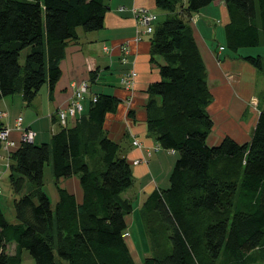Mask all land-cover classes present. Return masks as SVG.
<instances>
[{"label": "trees", "instance_id": "trees-1", "mask_svg": "<svg viewBox=\"0 0 264 264\" xmlns=\"http://www.w3.org/2000/svg\"><path fill=\"white\" fill-rule=\"evenodd\" d=\"M216 1L225 2L230 18L224 50L264 75V54H239L264 48V0H156L167 16L151 36V55L164 63L160 81L146 91L147 131L178 158L169 188L155 189L140 209L153 252L143 264H264V106L250 142L225 137L208 145L213 95L191 18ZM107 2L0 0V102L21 95L29 107L44 85L53 91L64 48L80 39V30L104 28ZM95 82L94 72L90 83ZM92 97L73 125L63 127L56 116L59 130L49 143L22 142L20 132L19 140L11 136L16 147L0 177L9 173L20 197L15 224L0 208V264H22L24 251L34 264H135L126 240V218L134 208L122 197L135 178L121 145L104 127L119 100ZM5 128L0 125V131ZM46 165L58 193L55 207L45 191ZM74 177L84 193L82 204L60 186ZM11 245L15 254L8 251Z\"/></svg>", "mask_w": 264, "mask_h": 264}, {"label": "crops", "instance_id": "crops-1", "mask_svg": "<svg viewBox=\"0 0 264 264\" xmlns=\"http://www.w3.org/2000/svg\"><path fill=\"white\" fill-rule=\"evenodd\" d=\"M107 3L109 10L104 28L92 33L80 31V39L66 45L65 55L60 63L62 75L58 83L53 91L48 84L44 85L32 105L28 107L36 111V117L33 114L28 116L24 120V125L35 132V139L44 143L46 139L39 131L40 122L43 121L42 119L45 121L47 119L48 125L51 126L52 138V135L59 130V123L55 121L57 112L70 105L76 84L81 82L89 84L88 98L95 94L113 95L119 100V107L115 113L107 115L105 130L110 139L121 145L122 156L126 157L131 167L135 168L132 169L135 180L143 181L151 174L155 176L152 182H148L143 189H140L149 195L155 189H168L170 186L169 181L165 188L156 183L159 180L158 171L165 166L162 165V157L159 155L164 149L158 145L156 137L147 131L146 112L148 101L146 91L151 84L160 81L159 65H162L164 60L160 56L151 55V36L141 33L144 29L137 25L134 10L148 9L158 16V21L159 17L165 18L167 13L161 10L155 12L159 10L156 0H108ZM218 18L225 20L226 28L230 18L224 1L212 3L191 18L194 38L206 65L208 83L213 95L212 103L207 108L214 123L208 145H218L225 137H231L236 142L244 144L251 141L259 117V107L264 106V91H261L262 86L259 84L264 82V78L260 80L262 77L260 75L263 74L239 56L230 52L223 56L221 52L226 51L227 48L222 51L220 49L226 47V34L222 33V37L225 36V47H219V51L210 47L208 42L212 31H209V26ZM217 22L221 23V21ZM126 44L131 51L129 56L125 57L127 62H123L122 47ZM239 54L242 57L253 56L244 55L241 51ZM132 71H135L137 76L134 84L128 88L122 81ZM94 72L96 82L92 84L90 76ZM15 105L20 106V109H16ZM25 105L21 95L0 102V111H2L0 113L5 114L0 119V125L13 129L11 136L15 140L20 138V133L14 130L15 120L19 115H23L21 108L24 109ZM11 110H15L12 116L7 113ZM134 140L140 142L139 148L133 145ZM172 154L176 153L172 152ZM136 160L141 163L134 165L133 162ZM144 160L146 162H143ZM152 161L157 175L151 170ZM68 180H61L60 186L72 193L74 191L70 190L65 182ZM73 183L77 195L72 194L76 196L77 203L82 204L84 193L79 180H74ZM127 192L124 195H127ZM123 198L132 199L130 195Z\"/></svg>", "mask_w": 264, "mask_h": 264}, {"label": "rangeland", "instance_id": "rangeland-1", "mask_svg": "<svg viewBox=\"0 0 264 264\" xmlns=\"http://www.w3.org/2000/svg\"><path fill=\"white\" fill-rule=\"evenodd\" d=\"M155 12H161L160 10H156ZM221 17V16H220ZM165 18L164 17H159V22L163 21ZM219 19V20H218ZM217 20L211 22L213 23V25L209 26L210 29L209 31L211 32V37L209 38V45L213 50H218L219 51V47L224 46L225 47V36L222 37V33L223 35L226 34V29H225V20H223V18H218ZM217 21H221V23H218ZM81 32H83L82 30H80ZM85 33V32H84ZM216 33V34H215ZM29 53V49L24 50L21 54V58H20V62L22 65H24L25 62V57L26 55ZM223 54V56H226L229 51H223L221 52ZM241 53L244 55H263L264 54V48H255V49H243L241 50ZM262 77H260V80H262V78H264L263 75H260ZM259 84H261L262 89L261 91H264V82H259ZM18 96V95H16ZM17 98V97H16ZM40 101V99H39ZM18 104V103H17ZM20 104V103H19ZM21 106V104H20ZM20 106H16V109L19 108ZM26 107V108H25ZM22 111L24 112L23 115H19L18 117H22L23 120H25L28 116H31V114H33L34 116L36 115V111H33V108L31 109L28 108L26 105L24 106V109L21 108ZM2 112V111H0ZM8 115H14L15 114V110H11L9 112H7ZM39 113V112H38ZM18 115V114H17ZM16 115V116H17ZM15 116V117H16ZM16 117V118H18ZM36 117V116H35ZM43 121L40 122L39 124V131L42 133V136L45 137L46 142L44 143H49L51 141V126L48 125V121L46 119H42ZM1 121V120H0ZM25 127V125H24ZM36 144H43L42 142H39V139H35ZM40 144V145H41ZM162 157V165L164 167H162L161 171H158V177L159 180L158 182H156L158 185H161L162 188L167 187V183L169 181V175L171 172V169H173L176 161H177V155L176 154H172V152H168V151H164L161 150L160 154ZM5 164V160H1L0 161V170L4 173V165ZM144 165V164H142ZM151 170L156 173V170L153 169V161L151 162ZM132 169L134 170L135 168L132 167ZM158 170V169H157ZM45 191L48 194V196L50 197L51 201H52V205L53 207H55L57 201H58V193H57V189L55 187L54 184V177L52 175V171H51V166L46 165L45 167ZM155 179V176H153V174H151L149 176L148 179H145L143 181H138L135 180V183L133 185L132 188H130L127 192V195L123 194L122 197H128V195H130L131 201H132V205H133V212L131 215L128 216L127 218V222H128V232L129 235H127L126 240L127 243L130 247L132 256L134 258L135 264H143L144 260L147 257H150L153 255L152 249H151V244H150V238L148 236V234L146 233L145 230V226L144 223L142 221V215L140 212V209L142 207V205L144 204V199H146V196L148 195L147 192H144L143 187L148 183V182H152ZM74 180H78V178L74 177L72 179H69L66 182V185L68 186V188L70 190H73L74 194L77 195V191L74 187ZM163 182H165V184H163ZM64 188V187H63ZM0 190H1V195H0V208L2 209L3 213L5 214L6 219L8 220V222L15 224L16 223V218H15V212H14V202L16 199H19L20 196H16L14 194V192L12 191L11 188V184H10V179H9V173L5 174L4 176L2 175L0 177ZM15 245H11L8 248V251L10 254H15ZM22 264H34V261L32 259V257L30 256V254L27 251H24L23 253V258H22Z\"/></svg>", "mask_w": 264, "mask_h": 264}, {"label": "built area", "instance_id": "built-area-1", "mask_svg": "<svg viewBox=\"0 0 264 264\" xmlns=\"http://www.w3.org/2000/svg\"><path fill=\"white\" fill-rule=\"evenodd\" d=\"M122 10L123 8L120 9V11ZM134 16L137 25L144 29L141 33L152 36L155 32V28L158 23V16L152 13L150 10L144 8L135 9ZM138 40H140V37L138 38ZM223 49L224 48H221L220 50L222 51ZM130 51L131 50L129 45L126 44L122 47L123 62H127V59L125 57L129 56ZM136 76L137 73L135 71H132L127 76V78L122 81L123 85L128 88L132 86L134 84ZM89 92V84L87 82H81L80 84H76L74 86V98L71 101L70 105L57 112V118L59 120V123L63 127H68L70 126V124H74L76 121H78L79 118H81L85 110V100L90 94ZM92 99L94 102L97 100L94 96L92 97ZM4 116L5 114L0 113V119H2ZM14 130L21 133L22 142H34L36 134L33 130H31V128L24 127V120L22 117H18L15 120ZM12 131L13 130L8 127L0 131V161L5 160V164L3 166L7 170L10 168L9 152L16 147V142L11 140ZM133 145L139 148L141 144L138 140H134ZM140 163L141 161L139 160L133 162L134 165H139Z\"/></svg>", "mask_w": 264, "mask_h": 264}]
</instances>
